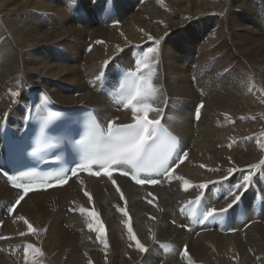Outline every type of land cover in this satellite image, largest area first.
<instances>
[{"label": "bare ground", "instance_id": "bare-ground-1", "mask_svg": "<svg viewBox=\"0 0 264 264\" xmlns=\"http://www.w3.org/2000/svg\"><path fill=\"white\" fill-rule=\"evenodd\" d=\"M112 1L118 7L116 20L95 24L71 12L95 9L108 0H0V121L21 113V103L38 89L65 106H97L109 115L116 105L87 80L115 55L125 57L136 45L143 51L155 47L149 35L163 37L154 81L161 91L154 106L190 150L174 176L204 184L229 176L227 170L236 167L243 172L231 176L241 181L249 166L264 159V0ZM90 44L94 47L87 54ZM200 69L206 77L191 82ZM194 85L207 93L205 99ZM201 100L205 105L195 122L193 106ZM262 174L255 170L252 180ZM115 181L119 192L117 186L80 176L60 189L26 196L1 229L7 239L0 240V264H135L151 258L156 241L187 245L189 257L153 264H264V220L235 234L208 231L194 238L172 208L199 189L185 190L182 180L170 179L168 191L159 183L143 202L141 190L127 179ZM13 198V191L0 184V200ZM112 203L129 209L133 231L147 251L136 247L128 226H120ZM70 204L94 206L106 224L107 249L78 220L75 231L67 227ZM19 216L37 233H29ZM28 243L44 255L29 250L26 259Z\"/></svg>", "mask_w": 264, "mask_h": 264}, {"label": "snow or ice", "instance_id": "snow-or-ice-1", "mask_svg": "<svg viewBox=\"0 0 264 264\" xmlns=\"http://www.w3.org/2000/svg\"><path fill=\"white\" fill-rule=\"evenodd\" d=\"M158 2L163 3V0H158ZM108 3L111 5V0H108ZM148 39L153 40L155 47H148L145 51H142L134 62V68L123 70V72L120 73L122 78L117 82L116 90L120 99L114 102L124 109L131 111V122L118 123L117 120H110L107 122L106 126L103 127L95 123L92 134L98 135L103 139L106 150L100 155L84 159L77 167L69 169L68 172H64L57 176H34L27 173L12 175L10 177V183L15 189L19 190V195L8 209L9 212L15 211L16 206L25 199L29 192L63 186L72 177L79 179L78 174L81 171H88L92 176L100 177L101 175H105L109 178L112 177L113 171H120L121 175L130 177L131 180L135 181L138 185H155L160 183L158 179L153 178V174L168 177L169 179H179L183 181L185 190L193 187L200 190V196H197L195 201H190L189 203H200L201 198L204 196V190L208 188V183H221L223 180L228 179V177L225 176L222 178V181L192 185L189 181L185 180L184 177L174 176L175 167H179V164L183 163L184 159H187L188 153L185 151L181 155H178L175 160H172L159 150L158 146L161 144L163 138L167 137L172 142H176L177 138L172 136L171 133H168L161 124L159 117L163 110L154 106V102L159 97L161 91L154 81L157 77L156 68L158 66L157 56L159 45L163 37H161V39H154L149 35ZM107 63L106 61L105 66ZM102 76L103 73H101V77ZM101 77H98V79ZM11 94L13 96L18 95L16 92H12ZM203 107V102H201L199 108ZM149 113H155L157 118L149 119ZM54 115L55 114H50L49 119H52ZM196 115L198 118L199 112H197ZM241 119H244V117ZM5 148L7 150L9 146L6 144ZM0 156H3V163H8L7 156L4 154H0ZM2 166L3 165L0 164V169H2ZM94 167L99 168V171H92ZM124 169H127V171H124ZM149 169H152L153 172H149V174L142 179V173ZM257 169L264 171V159H262L259 164L249 166L248 174L243 175L241 181L232 185L227 195L232 196L233 200L226 208L217 209L205 205L201 222H208L222 217L226 215L229 209H232L234 205H238L241 201L243 191L247 190L252 183L253 173ZM227 171L229 176H231L233 173L243 170L232 167ZM69 173L71 175H69ZM81 183H83V181H81ZM111 183L115 185L116 181L112 179ZM236 190L241 191L237 194ZM117 191H120L118 185ZM85 195L88 197L89 201H91V194L85 192ZM120 196L123 199V192H120ZM148 203H152V200H149ZM117 207L124 216H128L126 207ZM72 210L76 211L77 209ZM78 211L90 218L87 227L97 233L96 239L107 249L109 244L106 237L105 225L94 206L91 209L80 207ZM18 219L24 221L29 233H37L38 230L23 216H19ZM151 219L155 220V217H151ZM124 223L128 226L127 231L130 238L135 241L136 247L141 251H147L144 244L140 242L133 231L131 218L129 217ZM39 231H44V229H40ZM232 231H235V229ZM19 234L23 236L26 233L21 232ZM0 239H7V237L0 236ZM164 247H168V245H164ZM29 250L34 251L40 256L44 255L41 248L28 243L24 249L26 259L28 258ZM183 256L189 257L187 246L184 248ZM89 264H91V261Z\"/></svg>", "mask_w": 264, "mask_h": 264}, {"label": "rangeland", "instance_id": "rangeland-1", "mask_svg": "<svg viewBox=\"0 0 264 264\" xmlns=\"http://www.w3.org/2000/svg\"><path fill=\"white\" fill-rule=\"evenodd\" d=\"M151 62V61H150ZM194 88V87H193ZM26 97V96H25ZM199 98V97H198ZM26 99V98H25ZM189 101V100H188ZM194 107V106H193ZM75 193V192H74Z\"/></svg>", "mask_w": 264, "mask_h": 264}]
</instances>
